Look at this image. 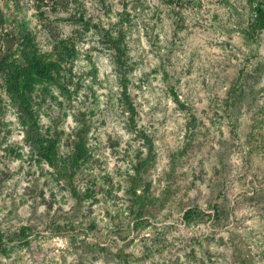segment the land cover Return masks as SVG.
Listing matches in <instances>:
<instances>
[{
	"label": "rangeland",
	"instance_id": "obj_1",
	"mask_svg": "<svg viewBox=\"0 0 264 264\" xmlns=\"http://www.w3.org/2000/svg\"><path fill=\"white\" fill-rule=\"evenodd\" d=\"M258 7L264 0H0V264H264ZM121 26L132 121L102 37ZM23 30L59 68V85L24 76L14 92L11 75L27 61L12 38ZM20 108L40 144L57 124L62 166L75 118L89 125L76 196L38 155ZM143 133L153 160L138 176Z\"/></svg>",
	"mask_w": 264,
	"mask_h": 264
},
{
	"label": "trees",
	"instance_id": "obj_2",
	"mask_svg": "<svg viewBox=\"0 0 264 264\" xmlns=\"http://www.w3.org/2000/svg\"><path fill=\"white\" fill-rule=\"evenodd\" d=\"M255 1L256 0H247L249 6L253 5ZM252 11L255 12L254 13L255 22L253 24L254 26L252 25L253 30L254 31L257 29L261 30L262 28H264V9L258 7L256 8V10H252ZM250 25L249 27H252ZM102 37L104 43L108 45L110 50L113 52L112 55H113L114 64L117 67L118 73L121 75L120 78L121 99L124 105L126 106V109L130 112L129 118L130 121H132V116L135 114L136 110L127 86L128 78H127V62H126L127 52L125 45V30L122 28V26L118 31L106 30L105 32H103ZM12 39H15L14 42L16 46L23 52L25 56V60L27 61L26 67L19 68L11 75V77L13 78L11 80V83L17 84L14 92L18 91L21 88V86H19L18 83L23 81L24 76L32 77L31 79L33 80L37 79L39 81H49L57 85L61 83L60 81L61 74H59V68L58 70L53 69V64L45 62L42 59L39 45L32 32L23 30L20 36H16L15 38L13 37ZM57 50L60 53L67 51V52H71V54H73L74 51L72 47L70 48L68 46H60L57 48ZM0 58L4 59V57H0ZM59 58H61V56ZM14 92L13 94H15ZM20 111L24 112L22 108H20ZM23 114H25L24 115L25 118L28 119L27 128H28V135L30 142L37 150L38 155L56 171V174L60 179L66 180L68 182V185L71 186L70 188L72 194L76 196L77 192L75 187L72 186V184L79 163L87 157V153H88L87 133L90 129L89 125L86 124L85 120L80 119L79 117L75 118V120L77 121V125L73 132V140H72L73 150L70 153L68 164L66 166H62L58 155V142L61 133L57 124L56 123L54 124V130H52L51 137L48 140H46L43 144H40L36 122L26 112H24ZM133 127L134 126L131 125L132 129ZM142 136L143 139L147 143H149V149L146 156L141 157L138 160V163L134 167L135 173L138 176L141 175L143 168L146 167L153 160L150 139L144 133L142 134ZM194 213H197L195 212L194 209L191 208L187 209L183 214L184 221L187 222L192 221L194 219V215H195ZM24 229L25 228H22V231ZM3 243L4 242L0 240V250L2 251L4 249Z\"/></svg>",
	"mask_w": 264,
	"mask_h": 264
},
{
	"label": "clouds",
	"instance_id": "obj_3",
	"mask_svg": "<svg viewBox=\"0 0 264 264\" xmlns=\"http://www.w3.org/2000/svg\"><path fill=\"white\" fill-rule=\"evenodd\" d=\"M41 211H43V209H41Z\"/></svg>",
	"mask_w": 264,
	"mask_h": 264
}]
</instances>
